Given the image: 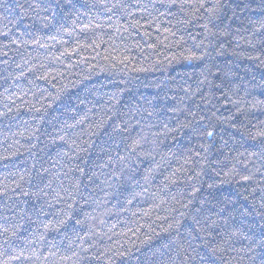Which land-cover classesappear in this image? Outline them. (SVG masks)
Segmentation results:
<instances>
[{
	"label": "trees",
	"instance_id": "obj_1",
	"mask_svg": "<svg viewBox=\"0 0 264 264\" xmlns=\"http://www.w3.org/2000/svg\"><path fill=\"white\" fill-rule=\"evenodd\" d=\"M254 8L257 10L253 11ZM262 9L264 0H228L226 15L215 27L231 35H245L238 30L243 29L250 20L260 21L264 18ZM161 12H165V17L160 18ZM171 13H175V16ZM77 16L80 19L76 21L74 36L63 35V29L70 27ZM177 16H183V13L176 5L168 7L158 0H0V91L4 88H9V94L18 91L11 87L13 84L26 87L29 94L36 88L55 90L57 80L65 81L66 77L74 79L80 75L78 68L74 67L76 65L86 67L88 71L98 69V75H104L106 68L114 72L117 65L123 67L130 60L131 66H135L141 51L143 55L154 52L157 37L162 42L161 47L168 43L165 28L170 25L160 23V19L169 21ZM153 17L158 19L154 20ZM37 36L45 38L49 54L58 58L48 65L45 73L49 84L46 81L29 84V79H34L32 73L14 80L23 70V67L17 68L16 65L28 59L29 53L35 55V48L23 42L34 40ZM51 36H56L55 40ZM253 39H259L260 43L254 48L242 46L239 51L250 55L259 53L264 58V32ZM234 43L227 46L231 48ZM39 51L44 53V49ZM257 63L238 55L217 57L213 66L220 67L221 76L216 78L206 106L198 102V97L203 96L207 89L198 93L197 98L188 99L183 92L186 86L184 80L177 77L161 84L162 77H157L155 83H135L123 94L117 107L124 118L131 117L133 130L148 125L163 127L168 124L171 127L177 119L185 116L184 111H178L180 109L197 111L202 115L212 111L218 116L227 117L240 106L233 105L223 94L232 92L234 85H239L234 98L243 96L242 103L253 97L264 99V70L258 68ZM156 84L160 86L156 87ZM117 91L118 84L97 79L91 89H78L64 95L47 112L21 109L18 113L0 117V153L19 149L12 159L0 161V182L15 180L20 174H27L31 170V175L21 182V188L0 194V226L15 231V226L23 219V225L15 237L9 238L7 243L0 238V256L20 254L11 264H41V260L44 264H107L109 257L115 264H264V207L261 206L264 205V140L252 141L246 135L254 123L264 120V112L240 113L228 124L209 122L208 128H204L201 122L194 128L205 133L210 129L212 136L186 130L183 138L178 139L176 148L179 152L189 148L203 152L198 145L209 144L210 167L205 170L201 190L180 229L160 231L156 225L166 226V217L161 215L159 207L153 209L146 202L137 201L133 207L126 208L130 192L135 187L134 181L139 178V173L133 171L137 166L133 164L131 168L124 169L119 180L113 175L123 167L119 160L127 151L128 134L115 131L114 125L102 138L89 137L85 125L71 129L65 127L66 123L74 122L86 111L81 101L90 99L95 105H89L93 115L91 120L85 122L91 123L102 114L101 106L105 105L107 96ZM43 94V91L37 92L32 96V102L36 103ZM28 99L29 96L25 95L17 103ZM9 107L14 105L10 104ZM2 110L3 105L0 104ZM142 117H147V120ZM137 120L139 124L135 123ZM34 128L35 134L29 135ZM14 132H23L24 135L12 136V140L4 139L5 135L11 136ZM59 135H66L87 151L76 156V145L56 139ZM13 140H19V144L9 147ZM88 140L95 141L91 147L87 143L81 144ZM225 141V148L231 146V151L227 153L228 160L221 164L213 163L224 159L226 153L220 145ZM61 152H68L72 159L60 157L58 153ZM240 152L245 156L249 153L258 155H254L248 163L244 162L245 156H241V162L235 163L232 157ZM110 158L118 163L115 166L107 163ZM57 160H61L62 164H57ZM33 164L35 167H32ZM64 164L68 167L75 164L77 169H83V191L95 200L107 201L103 207L114 208L112 214L103 217L105 225L100 227V231L107 233L103 238L93 236L81 240L83 229L69 222L60 231L47 233L43 241L38 239L39 223L49 219L52 212L47 209L48 214L42 217L41 213L46 209L45 199L42 195H35L50 178L43 168L56 171ZM229 170V179L221 182L224 173L227 174ZM65 174L73 178L80 176L79 170L68 173V168H63L61 180L65 179ZM25 188L28 195L24 194ZM47 191L51 193L50 189ZM187 191L180 181L176 182L177 198H182ZM103 207L99 211H103ZM136 209H143V212ZM154 218L157 219L156 224H152ZM149 227L156 228V232L147 244L142 245L139 241ZM108 228L112 229L111 232H108ZM4 235L7 236V233ZM77 245L81 247L77 248ZM109 248L111 251H106ZM117 250L127 255L117 257L114 255ZM73 253L76 255L73 256ZM68 256H73V260L66 262L62 259Z\"/></svg>",
	"mask_w": 264,
	"mask_h": 264
},
{
	"label": "clouds",
	"instance_id": "obj_2",
	"mask_svg": "<svg viewBox=\"0 0 264 264\" xmlns=\"http://www.w3.org/2000/svg\"><path fill=\"white\" fill-rule=\"evenodd\" d=\"M158 2L166 4L168 7L176 5L179 11L183 13V16H177L174 20L165 21L164 19H160V23L166 22L170 25L165 28L167 31L165 39L168 41L166 45L161 47L162 42L157 37L154 52L149 55H143L141 51L139 58L135 61V66H131L132 61L130 60L123 67L117 65L114 72L106 68L104 75H98V69L88 71L86 67L76 65L74 67L78 68L80 75L75 76L74 79L66 77L65 81L57 80L58 87L55 90L52 88V90H49L47 87L42 89L36 88L33 93L29 94L26 87L13 84L11 87L17 88L18 91H13L10 94L9 88H4L0 91V104L3 105L0 117L13 112L18 113L21 109L34 112H41L43 110L47 112L64 95L78 89L85 91L91 89L95 86L97 79L108 84H118L119 91L107 96L105 105L101 106L100 111L102 114L97 119L91 123H85L86 120L92 119V107L95 106L89 99L87 102L81 101L86 108L84 114L80 115L74 122L66 123L65 127L71 129L76 128L78 125H85L89 137L102 138L114 125L115 131L128 134L126 137L128 141L127 151L119 160L120 163H123V167L119 172H113V175L119 180L124 169L131 168L133 164L137 166L133 171L139 173V178L134 181L135 187L130 192L126 208L133 207L137 201L146 202L153 209L159 207L161 215L166 217L164 219L166 226L156 225V228H159L160 231H168L169 228L180 229L184 217L188 215L190 206L194 205L197 193L201 190V182L204 179L205 170L210 167L209 144L203 143L198 145L199 148L203 149V152L194 151L191 148L179 152L176 148L178 139L183 138L186 130L191 132L199 131L200 135L204 136L206 134L209 136L208 133L212 132L210 129L205 133L201 129L194 128V125L201 122H203L204 128H208L209 122L228 124L229 121L234 119L235 115L240 113L264 112V99L253 97L246 103H242L243 96L239 99L234 98V93L239 87V85H234L232 92L226 91L223 94L228 96L229 101L233 105L239 104L240 106L235 108V112L227 117L218 116L216 112L212 111H206L202 115L197 111L180 109L178 111H184L186 114L184 117L177 119L171 127L168 124H164L163 127L148 125L146 128L142 127L136 130H133L134 125L131 122V117L124 118L117 105L123 94L128 92L137 82L155 83L157 77H162L160 83L163 84L165 80L179 77L180 80H184L186 86L183 88V92L187 94L188 99L197 98L198 93L207 89V91H204L203 96L198 97V102L206 106L210 101L211 89L215 80L218 76H221L220 67L213 66V61L217 57H222L225 54L238 55L247 60L258 61L256 66L264 70V58L259 53L250 55L239 51L242 46L254 48L256 44L260 43L259 39L254 40L253 37L264 32V18L260 21L250 20L245 24L243 29L238 30V32H244L245 35H231L228 31L218 30L215 27L220 22L221 17L226 15L228 0H158ZM256 10L255 8L253 9V11ZM171 15L175 16V13H171ZM163 17H165V12L160 13V18ZM78 19H80L79 16L71 21L70 27L63 29V35L74 36V29ZM153 19L156 20L158 18L153 17ZM229 36H231V39H229ZM55 38L56 36H51V39L55 40ZM233 42H235L233 47L229 48L227 45ZM23 43L35 48V55L29 53L28 59H24L16 65L17 68L23 67V70L13 79L20 80L27 77L28 73H32L34 79H29V84L35 85L36 81H46L49 84L50 81L45 77V73L48 71V65L56 62L58 58L54 54H49L46 40L43 37L37 36L34 40H27ZM140 48L143 49L141 46ZM40 49H44V53H47V55L41 53ZM142 55L143 58H141ZM144 56H147V59H144ZM31 60H35L36 62L30 63ZM69 75L71 76L72 73H69ZM185 77H187L186 80L184 79ZM159 86L160 84H156V87ZM245 87L247 88L248 85L246 84ZM40 91H43L44 94L39 97L36 103H33L32 96ZM25 95H28L29 99L23 103H17ZM97 95L103 94L97 93ZM181 99H184V97L181 96ZM107 101H111V103L109 104ZM10 104L14 105V107H9ZM90 104H92V107H89ZM149 115H151L150 112ZM205 116H207V119H205ZM142 119L147 120V117H142ZM248 122L252 123V121ZM39 123L40 121L38 120L37 125ZM135 123L139 124L140 121L137 120ZM35 131L36 129L34 128L29 135H34ZM17 135L23 136L24 133L14 132L11 136L5 135L4 139L12 140V136ZM246 135L252 141L264 140V120L254 123L252 130L247 131ZM56 139L64 141L69 145H76V142L68 139L66 135H59ZM94 142L93 140H88L82 141L81 144L87 143L91 147ZM226 143L225 141L220 145V148H223L226 153L224 159L213 161V163L221 164L224 163V160H228L227 153L231 151V146L225 148ZM16 144H19V140H13L9 147H13ZM31 147H35V145ZM25 150L27 151L28 149ZM86 151L87 149L82 148L81 145H76L75 155L78 156L81 152ZM18 152L19 149L17 148L11 152L5 151L0 153V161L12 159ZM58 155L60 157L67 156L70 160L72 159V156L68 152H61ZM254 155L258 154L249 153L245 156V153L240 152L232 157V161L240 163V157L245 156L244 162L248 163L252 161ZM107 163L115 166L118 162L110 158ZM57 164H62L61 160H57ZM101 166L104 167L105 165ZM32 167H35V165L33 164ZM63 168H68V173L79 170L80 176L73 178L65 174V179L61 180ZM63 168L56 171L47 167L43 168L44 172L49 173L50 178L47 179L41 191L35 195H42L45 199L46 209L41 213V216L43 217L48 214L47 209H51L52 212L49 219L39 223L40 234L38 239L43 241L47 233L50 231H60L69 222L83 229V235L80 237L81 240L85 237L91 238L93 236L103 238L107 235V233L100 231V227L105 225L103 217L112 214L115 211L114 208L103 207L107 201L101 202L100 200H95L83 191L81 187L83 169H77L75 164L71 167L64 164ZM30 175L31 170L27 174H20L15 180H3L0 182L2 183L0 194L8 192L10 189L21 188V182L26 181ZM230 175L231 170L227 174L224 173L221 182H226ZM174 180L176 182L180 181L188 189L182 198H177L175 194L176 182L174 183ZM49 189L51 193L47 191ZM23 191L25 195H28L26 188ZM261 206L264 207V205ZM102 207L103 211H99ZM136 210L143 212V209ZM76 213H79V215L77 216ZM156 221L157 219L154 218L152 224H156ZM22 225L23 219L15 226V231H12L11 228L0 226V238H2L3 243H7L9 238L15 237ZM156 228L149 227L148 232L143 235L139 243L142 245L147 244L156 232ZM111 230V228H108V232H111ZM5 233H7V236L4 235ZM29 243H32V241H29ZM80 247L81 245H77V248ZM106 251H111V249H106ZM19 255L16 254L12 257L0 256V264H11L13 259L19 258ZM33 255H36V253L33 252ZM74 255L76 254L73 253ZM114 255L125 257L127 253L117 250ZM73 256L63 257L62 259L66 262L72 261ZM37 258L39 259V257ZM41 264H44L43 260H41ZM107 264H115V261L109 257Z\"/></svg>",
	"mask_w": 264,
	"mask_h": 264
},
{
	"label": "snow or ice",
	"instance_id": "obj_3",
	"mask_svg": "<svg viewBox=\"0 0 264 264\" xmlns=\"http://www.w3.org/2000/svg\"><path fill=\"white\" fill-rule=\"evenodd\" d=\"M208 135L211 136L212 135V132H209Z\"/></svg>",
	"mask_w": 264,
	"mask_h": 264
}]
</instances>
